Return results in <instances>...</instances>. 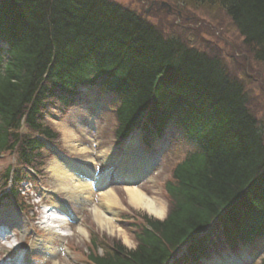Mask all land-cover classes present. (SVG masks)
<instances>
[{
	"label": "trees",
	"instance_id": "trees-1",
	"mask_svg": "<svg viewBox=\"0 0 264 264\" xmlns=\"http://www.w3.org/2000/svg\"><path fill=\"white\" fill-rule=\"evenodd\" d=\"M186 1L222 8L264 64V0ZM95 91L116 99L117 138L144 124L157 135L173 127L189 149L164 184L167 217L146 215L136 248L113 243L93 262L168 264L181 253L202 264L244 246L255 254L264 244V126L219 57L115 0H0V155L17 149L20 163L40 165L39 136L59 137L46 114ZM10 177L21 180L11 167Z\"/></svg>",
	"mask_w": 264,
	"mask_h": 264
},
{
	"label": "rangeland",
	"instance_id": "rangeland-1",
	"mask_svg": "<svg viewBox=\"0 0 264 264\" xmlns=\"http://www.w3.org/2000/svg\"><path fill=\"white\" fill-rule=\"evenodd\" d=\"M124 4L137 12L142 13L145 17L156 23L165 33L175 35L186 40L188 44L199 48L210 55L219 57L229 73L244 83L249 93V105L251 111L260 120L264 126V64L256 61L253 55L243 42V38L235 28L226 12L218 6H195L187 3L186 0H163L169 3V7H160L152 5L153 1L161 0H115ZM150 8L149 11H146ZM93 102V99H90ZM113 101H102V106L97 108L92 104H85L81 107L70 109L68 114L63 116L48 118L52 121V127L59 133L56 144L62 148L65 154L73 159L87 165L94 174H103L108 172L109 168L128 149V142L125 144H116L114 138L115 120L112 114ZM95 119L97 127L95 131L90 130L87 125L89 119ZM24 130V129H23ZM172 145H168V150L164 154L163 160L153 168L143 183L138 188L147 196L153 198L159 204L164 205L165 214L162 217L151 213L147 208L135 206L131 203L129 194L126 189L114 187L117 194V203H108L102 196V192L95 194L94 199L86 206L84 211L77 203L70 199L68 194L60 191L57 186L56 177L52 171L55 159L47 160L45 151L41 158L45 162V174H41V181L36 180L24 185V190L18 195L19 200H30L29 206L15 205L7 201L5 210L0 211V219H9L10 216L19 214V228L14 226L12 234H9L13 241L10 243L13 249L0 247V257L11 255L15 250L25 247L31 253L30 257L35 260L36 264H91L88 259L89 245L92 235H99L100 248L97 254H104L105 248H110L113 243L122 242L129 249L137 246L135 233L136 225L141 223L142 216L148 215L155 218H165L170 209L169 198L164 193V184L171 176V170L174 165L183 158L188 147L186 143L182 144V139L178 135L168 136ZM178 140V141H177ZM80 144L84 151H76L74 146ZM10 152V153H9ZM62 152V151H61ZM161 150L154 151L146 155L148 161L151 156L160 154ZM21 153L19 150L7 151L0 156V171L3 173L9 165H16L18 168ZM39 167L38 163L36 164ZM29 171V170H28ZM33 173L29 177L34 176ZM31 175V176H30ZM43 186L51 191L57 192L61 197L66 198L70 205L73 206V213L79 217L78 222L72 225L74 235L65 241L63 246L60 245L58 238L53 233L40 231L47 241L52 245L60 246V251L51 247V252L43 253L37 257V251L32 249L27 233L30 228L39 229L38 216L39 209L33 206L34 198L46 196V201L53 199L51 194H47ZM3 188V182L0 179V191ZM40 193V195H39ZM37 200V199H36ZM2 202H5L3 200ZM21 203V202H20ZM98 208L109 216L113 217V225L117 228L110 232L107 226H102L95 217L94 209ZM3 211V212H2ZM30 211V212H29ZM2 212V213H1ZM34 215V216H33ZM127 220H125L126 218ZM124 219V220H123ZM138 222V223H137ZM24 224V225H23ZM133 224H136L133 226ZM16 235V237H14ZM104 235V238H102ZM27 237L26 239H24ZM48 244L49 246L51 245ZM15 245V246H14ZM18 245V246H17ZM55 251V252H53ZM264 252H261V255ZM214 258L213 260H215ZM207 262V264H212Z\"/></svg>",
	"mask_w": 264,
	"mask_h": 264
},
{
	"label": "bare ground",
	"instance_id": "bare-ground-1",
	"mask_svg": "<svg viewBox=\"0 0 264 264\" xmlns=\"http://www.w3.org/2000/svg\"><path fill=\"white\" fill-rule=\"evenodd\" d=\"M78 144L73 147L76 151H84V147H80ZM132 157V156H131ZM135 173H143L145 172L146 164H132ZM54 175L56 177L57 186L60 191H66L68 196L73 200L80 202L81 204L86 205L87 202L93 199V195L95 193L94 184L98 182L101 184L100 179L94 181V184L87 179L79 178L76 174L67 171V169L63 168L58 162L53 163L52 168ZM139 176V174H136ZM101 180L105 181L108 178V175L105 173L101 175ZM104 179V180H103ZM126 190L129 194L130 201L135 206H141L147 208L151 213L162 217L165 214V207L162 204H159L153 198L147 196L142 190L135 186H127ZM103 198L108 203H117L118 198L114 189H110L109 191L102 194ZM95 217L98 219L99 223L102 226H107L109 231L112 233L117 228L113 225V219L109 217L104 211L103 213L98 208L94 209ZM55 213L51 212L50 216H53Z\"/></svg>",
	"mask_w": 264,
	"mask_h": 264
},
{
	"label": "water",
	"instance_id": "water-1",
	"mask_svg": "<svg viewBox=\"0 0 264 264\" xmlns=\"http://www.w3.org/2000/svg\"><path fill=\"white\" fill-rule=\"evenodd\" d=\"M153 4H157V5L161 6V7H169V11L172 10V7H171V6L169 5V3L166 2V1H160V2H158V1H153V2H152V5H153Z\"/></svg>",
	"mask_w": 264,
	"mask_h": 264
}]
</instances>
